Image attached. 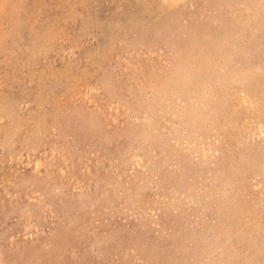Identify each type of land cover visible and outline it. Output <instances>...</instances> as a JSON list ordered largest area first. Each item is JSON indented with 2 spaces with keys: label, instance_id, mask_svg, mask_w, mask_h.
Here are the masks:
<instances>
[{
  "label": "rangeland",
  "instance_id": "rangeland-1",
  "mask_svg": "<svg viewBox=\"0 0 264 264\" xmlns=\"http://www.w3.org/2000/svg\"><path fill=\"white\" fill-rule=\"evenodd\" d=\"M0 264H264V0H0Z\"/></svg>",
  "mask_w": 264,
  "mask_h": 264
}]
</instances>
